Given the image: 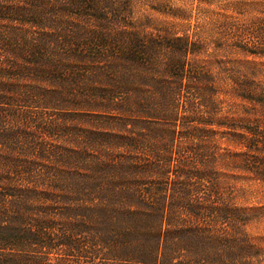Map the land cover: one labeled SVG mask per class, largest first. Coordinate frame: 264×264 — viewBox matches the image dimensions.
<instances>
[{
  "label": "trees",
  "instance_id": "16d2710c",
  "mask_svg": "<svg viewBox=\"0 0 264 264\" xmlns=\"http://www.w3.org/2000/svg\"><path fill=\"white\" fill-rule=\"evenodd\" d=\"M196 52L132 0H0V264L258 263L264 88L235 118Z\"/></svg>",
  "mask_w": 264,
  "mask_h": 264
},
{
  "label": "rangeland",
  "instance_id": "374dc122",
  "mask_svg": "<svg viewBox=\"0 0 264 264\" xmlns=\"http://www.w3.org/2000/svg\"><path fill=\"white\" fill-rule=\"evenodd\" d=\"M132 1L136 19L146 21L152 28L188 37L195 44L200 52L191 58L211 69L222 90L220 98L226 100V109L229 104L233 107L232 116L252 110L253 104L233 96L235 92L232 94L230 89L240 83L252 84L257 90L264 88V0ZM259 107L262 109L257 110L263 113L264 106ZM253 189L238 192L240 205L263 202L256 187ZM248 231L262 250L257 264H264V222L252 223Z\"/></svg>",
  "mask_w": 264,
  "mask_h": 264
}]
</instances>
